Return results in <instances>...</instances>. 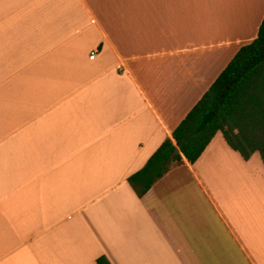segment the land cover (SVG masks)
I'll use <instances>...</instances> for the list:
<instances>
[{
	"label": "crops",
	"instance_id": "1",
	"mask_svg": "<svg viewBox=\"0 0 264 264\" xmlns=\"http://www.w3.org/2000/svg\"><path fill=\"white\" fill-rule=\"evenodd\" d=\"M263 17L264 0H0V264H264L258 152L218 131L142 197L128 182Z\"/></svg>",
	"mask_w": 264,
	"mask_h": 264
},
{
	"label": "trees",
	"instance_id": "2",
	"mask_svg": "<svg viewBox=\"0 0 264 264\" xmlns=\"http://www.w3.org/2000/svg\"><path fill=\"white\" fill-rule=\"evenodd\" d=\"M218 131L244 159L258 152L264 163V17L257 37L240 47L172 138L128 177L136 195L142 197L173 165L182 163L183 156L195 162ZM97 264L111 262L102 255Z\"/></svg>",
	"mask_w": 264,
	"mask_h": 264
},
{
	"label": "built area",
	"instance_id": "3",
	"mask_svg": "<svg viewBox=\"0 0 264 264\" xmlns=\"http://www.w3.org/2000/svg\"><path fill=\"white\" fill-rule=\"evenodd\" d=\"M95 52L93 51L91 54H90V58L93 59L95 57Z\"/></svg>",
	"mask_w": 264,
	"mask_h": 264
}]
</instances>
